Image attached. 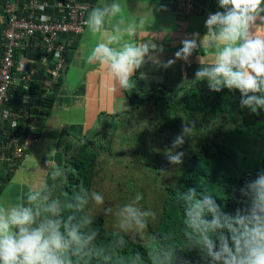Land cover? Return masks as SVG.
<instances>
[{
	"label": "clouds",
	"instance_id": "1",
	"mask_svg": "<svg viewBox=\"0 0 264 264\" xmlns=\"http://www.w3.org/2000/svg\"><path fill=\"white\" fill-rule=\"evenodd\" d=\"M152 8L167 10L159 0ZM217 8L207 15L203 36L198 31L186 35L173 58L162 61L164 47L155 42L158 34L137 40L143 21L130 18L135 14L120 0H105L90 8L84 21L93 35L102 37L86 61L104 70L115 94L129 90L135 74L147 64L167 70L177 61L190 63L193 53L205 50L211 60L200 66L198 56L194 80L206 81L215 93L238 92L241 109L264 113V36L255 34L264 26V0H217ZM195 130V121L183 122L165 151L169 165L178 168L183 163L185 152L175 150L183 148ZM50 175L60 177L63 170L57 167ZM238 194L240 206L227 213L206 192H182L181 244L174 234L147 233L156 213L139 205L138 193L115 211L103 208L105 215H115L117 228L104 244L87 211L90 205H103L101 194L81 185L60 198L51 195L47 184L35 186L15 203H0V264H264V169L246 180ZM129 233L147 234L144 253L126 254L124 236Z\"/></svg>",
	"mask_w": 264,
	"mask_h": 264
},
{
	"label": "trees",
	"instance_id": "2",
	"mask_svg": "<svg viewBox=\"0 0 264 264\" xmlns=\"http://www.w3.org/2000/svg\"><path fill=\"white\" fill-rule=\"evenodd\" d=\"M191 2L201 12H184L202 14L203 8ZM68 62L69 55L64 53L63 64ZM198 68L177 75L179 81L174 83L164 79L151 87L142 85L137 89L138 84L133 85L125 91L128 111L102 117L98 131L66 142L63 175H50L47 186L53 197L63 198L81 185L103 196V205H90L87 211L101 231L104 244L114 238L117 228L115 215H105L103 208L115 211L138 193L142 196L139 205L156 213V219L149 220L147 233L174 234L182 244L183 204L178 199L182 192L188 188L206 192L218 199L225 212L232 213L240 206L238 189L264 169V113L255 115L241 109L238 92L210 91L206 81L194 80ZM53 103L54 94H49L30 109L33 122L26 127L24 138L33 141L40 137ZM189 120L196 122V130L183 148L175 150L185 152L177 168L168 164L165 151L183 122ZM10 140L2 142H13ZM17 160L22 159H13ZM161 169L169 173H161ZM124 238L126 254L145 252L147 234L129 233Z\"/></svg>",
	"mask_w": 264,
	"mask_h": 264
},
{
	"label": "crops",
	"instance_id": "3",
	"mask_svg": "<svg viewBox=\"0 0 264 264\" xmlns=\"http://www.w3.org/2000/svg\"><path fill=\"white\" fill-rule=\"evenodd\" d=\"M70 1L39 0L41 7L35 14L42 19H59L66 16ZM177 1L159 0L167 8L160 12L152 8L157 0H120L126 4L128 11L135 14L130 18L143 21L137 40L150 39L151 33L158 34L155 42L164 47L160 57L162 61L173 58L181 46L180 41L186 35L198 31L203 36L207 15L219 10L217 0H187L195 1L203 8L202 14H188L177 7ZM27 2L28 0H0V26L4 25L8 17L7 4L20 14L26 11ZM104 2L105 0H94L92 6ZM255 34L264 36V26L257 27ZM101 39L102 37L93 35L87 27L81 34L60 37L59 44L74 43V50L70 46L64 47L63 54L69 55V62L63 64L59 79L53 74L56 64L54 53L44 48L41 37L35 35L23 42L15 59L10 97L0 104V114H11L0 121V141L8 138L23 145L26 155L17 162L13 161L15 158L12 154L0 159V203H15L32 187L47 184L51 170L64 168V152L68 140L83 139L100 129L99 119L129 110L130 103L125 91L114 94L110 90L111 80L104 70L86 61L87 54ZM198 56L201 58L200 66L211 60L210 53L200 50L193 53L190 63L177 61L167 70L147 64L135 74L133 85L138 84L136 87L139 89L142 85L151 87L164 79L171 83L177 82V75H183L189 70L193 72L199 67ZM19 62L24 63V70L19 69ZM49 94H54V103L40 137L33 141L24 138L26 127L33 122L29 115L30 109L36 107L42 97Z\"/></svg>",
	"mask_w": 264,
	"mask_h": 264
},
{
	"label": "built area",
	"instance_id": "4",
	"mask_svg": "<svg viewBox=\"0 0 264 264\" xmlns=\"http://www.w3.org/2000/svg\"><path fill=\"white\" fill-rule=\"evenodd\" d=\"M93 2L94 0H83L81 2L71 0L67 5L68 12L66 16L59 19L37 17L35 13L41 7L39 0H28L26 11L20 14L12 10L10 4H7L8 17L1 31L3 51L0 57V104L6 102L10 97L16 53L23 42L30 37L35 35L41 37L44 48L54 53L56 64L53 74L56 79L60 77L63 68L64 47L70 46L71 43L61 45L58 43V39L81 34L86 29L87 26L84 21L87 19L88 11ZM178 8L188 13L201 12L200 8L187 0H179ZM19 69H25L23 62H19ZM10 116L9 112L0 114V121ZM9 154H12L15 159L25 157L23 148L19 144L0 141V159Z\"/></svg>",
	"mask_w": 264,
	"mask_h": 264
},
{
	"label": "rangeland",
	"instance_id": "5",
	"mask_svg": "<svg viewBox=\"0 0 264 264\" xmlns=\"http://www.w3.org/2000/svg\"><path fill=\"white\" fill-rule=\"evenodd\" d=\"M113 116V115H112ZM10 203V202H9Z\"/></svg>",
	"mask_w": 264,
	"mask_h": 264
}]
</instances>
